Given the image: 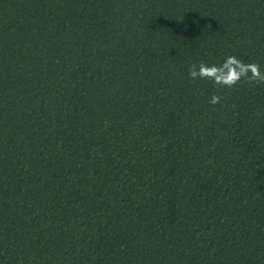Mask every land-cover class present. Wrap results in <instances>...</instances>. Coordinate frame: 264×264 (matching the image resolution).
<instances>
[{"label": "trees", "instance_id": "obj_1", "mask_svg": "<svg viewBox=\"0 0 264 264\" xmlns=\"http://www.w3.org/2000/svg\"><path fill=\"white\" fill-rule=\"evenodd\" d=\"M229 55L264 0H0V264H264V83L188 76Z\"/></svg>", "mask_w": 264, "mask_h": 264}, {"label": "clouds", "instance_id": "obj_2", "mask_svg": "<svg viewBox=\"0 0 264 264\" xmlns=\"http://www.w3.org/2000/svg\"><path fill=\"white\" fill-rule=\"evenodd\" d=\"M188 76L193 80L207 79L227 88L235 87L242 78L249 83H264V72L258 63H245L234 55L227 56L220 64L193 63L188 68ZM220 100L221 97L214 94L209 102L216 104Z\"/></svg>", "mask_w": 264, "mask_h": 264}]
</instances>
